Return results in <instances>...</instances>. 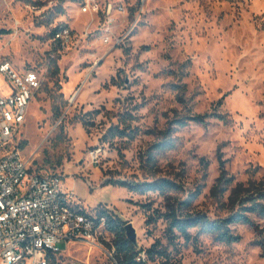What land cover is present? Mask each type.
Wrapping results in <instances>:
<instances>
[{
  "label": "rangeland",
  "instance_id": "1",
  "mask_svg": "<svg viewBox=\"0 0 264 264\" xmlns=\"http://www.w3.org/2000/svg\"><path fill=\"white\" fill-rule=\"evenodd\" d=\"M63 28L70 37L59 41ZM1 61L41 78L21 129L31 170L61 173L86 211L131 222L138 248L157 243L149 264H264V218L233 225L235 243L170 242L154 220L166 197L116 183L171 179L180 189L170 201L197 194L185 211L216 218L237 182L264 177V0H0ZM213 112L226 122L190 121L171 148L155 147L174 119ZM221 161L233 181L218 201ZM113 239L62 241L50 264H113Z\"/></svg>",
  "mask_w": 264,
  "mask_h": 264
},
{
  "label": "built area",
  "instance_id": "2",
  "mask_svg": "<svg viewBox=\"0 0 264 264\" xmlns=\"http://www.w3.org/2000/svg\"><path fill=\"white\" fill-rule=\"evenodd\" d=\"M69 37L67 28L55 33L59 41ZM40 88L37 71L0 62V264H50L62 241L95 242L110 232L109 211L83 209L62 187L61 173L31 170L20 151L21 129ZM99 152H90L92 164L99 163Z\"/></svg>",
  "mask_w": 264,
  "mask_h": 264
},
{
  "label": "trees",
  "instance_id": "3",
  "mask_svg": "<svg viewBox=\"0 0 264 264\" xmlns=\"http://www.w3.org/2000/svg\"><path fill=\"white\" fill-rule=\"evenodd\" d=\"M176 88H179L178 86ZM184 91L178 95L179 103L185 104ZM183 94V95H182ZM54 111H58V107H53ZM217 118L226 122L221 114L213 112L212 114H192L188 117L176 118L169 123L168 128L163 132L162 140L155 145L160 149L171 148V133L188 125L190 121L199 124L207 123L209 118ZM174 125V126H173ZM125 135L124 130L115 129L114 135ZM108 181V180H107ZM232 177L227 175L224 162H220V175L216 183L211 189V197L220 201L224 194L229 190L232 183ZM116 183L125 185L130 191L145 194L147 192H158L167 199L164 212L155 211L156 218L163 219L166 223L165 234L167 239L172 242L176 238L181 237L185 242H190L196 237L208 234L212 235L221 243L231 244L239 241L240 236L235 234L232 226L235 224H245L254 228H258L257 224L251 217L256 214L264 218V177L259 181L249 180L246 183L237 182L229 193L227 200L230 206L229 214L226 217L212 218L203 211H185V207L189 206L197 194L187 196V198L174 199L170 201L168 193L180 189L176 181L165 177L152 178L145 181H119ZM152 220V219H151ZM150 221V220H149ZM125 224L121 218L114 216L112 213L107 214L108 230L114 235V239L110 245L114 249L113 264H149L154 261L157 243L148 249L138 248L132 244L125 233ZM264 251V240L259 242ZM54 256L51 257L53 259ZM137 258H140L138 260Z\"/></svg>",
  "mask_w": 264,
  "mask_h": 264
},
{
  "label": "water",
  "instance_id": "4",
  "mask_svg": "<svg viewBox=\"0 0 264 264\" xmlns=\"http://www.w3.org/2000/svg\"><path fill=\"white\" fill-rule=\"evenodd\" d=\"M125 233H126V238L132 244H134L136 247H138L137 231L131 222H128L125 224Z\"/></svg>",
  "mask_w": 264,
  "mask_h": 264
},
{
  "label": "crops",
  "instance_id": "5",
  "mask_svg": "<svg viewBox=\"0 0 264 264\" xmlns=\"http://www.w3.org/2000/svg\"><path fill=\"white\" fill-rule=\"evenodd\" d=\"M86 180L91 182V180H89L88 178H86ZM67 190H72V189H67ZM72 191H73V190H72ZM73 192H74V191H73ZM80 202H81V206L83 207V203H82L81 200H80ZM83 209H84V208H83Z\"/></svg>",
  "mask_w": 264,
  "mask_h": 264
}]
</instances>
